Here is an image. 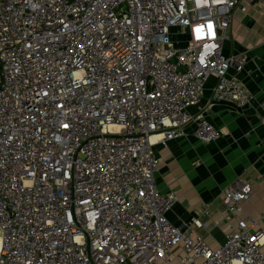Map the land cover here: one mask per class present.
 <instances>
[{"label": "built area", "instance_id": "built-area-1", "mask_svg": "<svg viewBox=\"0 0 264 264\" xmlns=\"http://www.w3.org/2000/svg\"><path fill=\"white\" fill-rule=\"evenodd\" d=\"M238 3L0 0V264H264L250 184L225 189L213 249L156 182L155 145L222 136L190 112L212 76L214 102H252L223 50Z\"/></svg>", "mask_w": 264, "mask_h": 264}, {"label": "crops", "instance_id": "crops-1", "mask_svg": "<svg viewBox=\"0 0 264 264\" xmlns=\"http://www.w3.org/2000/svg\"><path fill=\"white\" fill-rule=\"evenodd\" d=\"M227 36L224 53L246 57L238 77L252 95L251 104L239 108L228 101L214 102L217 79L212 76L200 106L190 112L205 114L222 136L203 143L195 137L191 122L184 137L154 146L159 158L157 185L176 196L168 218L180 228L203 235L213 249L225 243L236 226L224 202L229 185L250 184L253 191L243 215L264 214V0H239ZM193 219L203 225L196 226Z\"/></svg>", "mask_w": 264, "mask_h": 264}]
</instances>
